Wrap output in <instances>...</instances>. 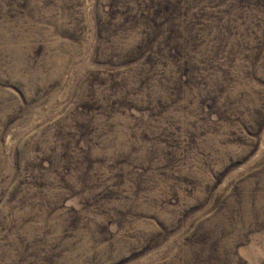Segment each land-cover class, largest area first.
I'll list each match as a JSON object with an SVG mask.
<instances>
[{
    "label": "rangeland",
    "instance_id": "rangeland-1",
    "mask_svg": "<svg viewBox=\"0 0 264 264\" xmlns=\"http://www.w3.org/2000/svg\"><path fill=\"white\" fill-rule=\"evenodd\" d=\"M0 264H264V0H0Z\"/></svg>",
    "mask_w": 264,
    "mask_h": 264
}]
</instances>
